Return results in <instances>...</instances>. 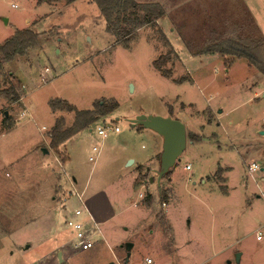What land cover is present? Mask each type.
<instances>
[{
	"label": "rangeland",
	"instance_id": "1",
	"mask_svg": "<svg viewBox=\"0 0 264 264\" xmlns=\"http://www.w3.org/2000/svg\"><path fill=\"white\" fill-rule=\"evenodd\" d=\"M37 2L0 0V44L16 30L40 33L0 69V92L12 86L18 96L0 95V264H35L46 252L37 264H264L263 74L243 58L190 55L170 37L179 58L165 77L153 65L169 49L156 28L118 39L94 0ZM51 99L77 110L117 106L56 152L50 128L59 118L70 126L74 113L52 111ZM139 114L186 129L184 151L158 182L162 138L131 125ZM98 125L119 131L102 139ZM72 177L103 218L105 241L94 237L87 250L72 249L65 226Z\"/></svg>",
	"mask_w": 264,
	"mask_h": 264
},
{
	"label": "trees",
	"instance_id": "2",
	"mask_svg": "<svg viewBox=\"0 0 264 264\" xmlns=\"http://www.w3.org/2000/svg\"><path fill=\"white\" fill-rule=\"evenodd\" d=\"M57 0H38L41 2H55ZM100 13L105 21L106 30L119 37L118 39H126L133 35L139 29L150 26L156 28L155 20L163 16V9L157 3H147L137 0H94ZM161 33V39L165 45L168 42L163 36L161 30L156 28ZM40 33H36L30 28L16 30L12 36L0 44V69L13 60L17 56H22L25 50L36 44ZM168 51L158 56L153 61L154 67L162 76L170 77L171 69L165 65L171 58L176 60L177 54L168 46ZM192 54H202L209 52H217L223 55H232L233 57L243 58L249 66L255 67L264 76V38L258 37L246 40H231L225 39L218 43H212L205 47L191 49ZM173 63V62H172ZM10 98L15 101L18 96L12 86L3 89L0 95ZM52 111L64 110L73 112L74 118L70 126L64 127L63 119H56L49 131V147L56 152H59V146L80 130L88 128L91 124L97 122L100 118L108 115L116 106V102H97L92 109L77 110L73 105L61 99H51L48 101ZM6 118V117H5ZM8 128V127H7ZM141 129V126H137ZM195 141V135L190 138ZM159 157V156H158ZM169 171L163 177L170 175ZM166 196L161 195L160 201L164 202ZM146 205L152 202V196L148 193L143 200Z\"/></svg>",
	"mask_w": 264,
	"mask_h": 264
},
{
	"label": "crops",
	"instance_id": "3",
	"mask_svg": "<svg viewBox=\"0 0 264 264\" xmlns=\"http://www.w3.org/2000/svg\"><path fill=\"white\" fill-rule=\"evenodd\" d=\"M137 1L157 3L162 7L164 13L161 18L155 20L156 28L161 30L169 47L172 46L169 38L173 37L188 49L190 55L192 53L190 49L205 47L225 39L243 41L250 38L257 39L260 36L264 38V0ZM194 43L198 46H194ZM229 56L232 57L228 62L231 64L237 57ZM72 180L75 185V177H72ZM163 203L165 205V202ZM89 210L101 227L103 218L90 208ZM28 247L26 245L24 249ZM47 253L35 264L40 263Z\"/></svg>",
	"mask_w": 264,
	"mask_h": 264
},
{
	"label": "built area",
	"instance_id": "4",
	"mask_svg": "<svg viewBox=\"0 0 264 264\" xmlns=\"http://www.w3.org/2000/svg\"><path fill=\"white\" fill-rule=\"evenodd\" d=\"M113 131L118 132L119 128L117 126H104L98 125L96 127V133L103 139L107 136V133ZM92 151L95 152V156H90L88 158L89 161L94 162L99 155L100 148L93 147ZM185 169H190V165L187 164L184 167ZM258 170V166L255 163H250L248 167V171L254 172ZM70 180V191L67 192L68 196H73L76 201V205L72 208H69L65 215V226L68 228L69 233L73 234L71 246L75 251L87 250L93 246L94 237H100L102 241L104 240V236L102 233V229L100 227L99 222L95 219L89 208L87 207L84 197L83 191L78 192L75 187L72 179ZM141 197V195L139 194ZM164 205V203H162ZM67 208V205H64ZM256 239H261L260 232H256ZM146 263H151L150 259L146 260Z\"/></svg>",
	"mask_w": 264,
	"mask_h": 264
},
{
	"label": "water",
	"instance_id": "5",
	"mask_svg": "<svg viewBox=\"0 0 264 264\" xmlns=\"http://www.w3.org/2000/svg\"><path fill=\"white\" fill-rule=\"evenodd\" d=\"M129 122L132 126H141L142 128L149 129L157 133L162 138L161 152L159 154V168L156 171L157 182L163 175L168 173L170 169L179 160L180 155L186 146V129L184 124L178 119L171 116H157V115H144L139 114L130 119ZM47 152V149H45ZM151 181V179H150ZM128 244V247H131ZM239 254L235 255L238 261ZM58 260L61 261L60 255H57Z\"/></svg>",
	"mask_w": 264,
	"mask_h": 264
}]
</instances>
